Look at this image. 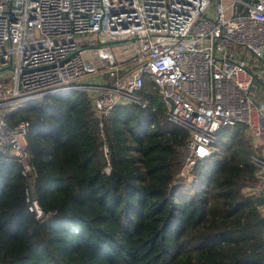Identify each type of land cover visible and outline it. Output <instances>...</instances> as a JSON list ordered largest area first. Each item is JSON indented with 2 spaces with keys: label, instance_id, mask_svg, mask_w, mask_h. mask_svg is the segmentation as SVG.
Masks as SVG:
<instances>
[{
  "label": "trees",
  "instance_id": "trees-1",
  "mask_svg": "<svg viewBox=\"0 0 264 264\" xmlns=\"http://www.w3.org/2000/svg\"><path fill=\"white\" fill-rule=\"evenodd\" d=\"M142 97L146 109L118 107L104 121L110 175L86 92L31 100L9 117L31 124L34 191L56 215L36 222L20 163L0 158V264H264V201L244 192L257 182L246 130L221 129L195 182L172 189L189 134L169 122L149 77Z\"/></svg>",
  "mask_w": 264,
  "mask_h": 264
},
{
  "label": "built area",
  "instance_id": "built-area-1",
  "mask_svg": "<svg viewBox=\"0 0 264 264\" xmlns=\"http://www.w3.org/2000/svg\"><path fill=\"white\" fill-rule=\"evenodd\" d=\"M146 77L169 122L189 134L173 186L195 181L196 165L217 153L221 129L243 126L257 167L244 192L264 201V0H0V158L20 163L36 222L56 213L34 191L31 124L9 117L31 100L86 92L110 175L104 121L118 107L149 106Z\"/></svg>",
  "mask_w": 264,
  "mask_h": 264
},
{
  "label": "rangeland",
  "instance_id": "rangeland-1",
  "mask_svg": "<svg viewBox=\"0 0 264 264\" xmlns=\"http://www.w3.org/2000/svg\"><path fill=\"white\" fill-rule=\"evenodd\" d=\"M9 81H11V79H9ZM8 81V82H9ZM256 86H258V83H256L255 84ZM256 91V90H255ZM258 91H260V89H259V86H258V89H257V92ZM263 97H264V94H263ZM258 105H261V103L260 102H258ZM244 128V127H243ZM245 129V128H244ZM246 130V129H245ZM218 152L219 153H222V151L221 150H219L218 149ZM196 168V167H195ZM192 180V179H191ZM190 180V182H188L189 180L188 179H183L182 181H180V184H179V182L177 183V184H175L174 186H172V189L173 188H176V187H178V186H188V185H191V184H193L195 181H191Z\"/></svg>",
  "mask_w": 264,
  "mask_h": 264
},
{
  "label": "water",
  "instance_id": "water-1",
  "mask_svg": "<svg viewBox=\"0 0 264 264\" xmlns=\"http://www.w3.org/2000/svg\"><path fill=\"white\" fill-rule=\"evenodd\" d=\"M125 42H117V43H114V44H111V45H118V44H123Z\"/></svg>",
  "mask_w": 264,
  "mask_h": 264
},
{
  "label": "crops",
  "instance_id": "crops-1",
  "mask_svg": "<svg viewBox=\"0 0 264 264\" xmlns=\"http://www.w3.org/2000/svg\"><path fill=\"white\" fill-rule=\"evenodd\" d=\"M263 216V215H262Z\"/></svg>",
  "mask_w": 264,
  "mask_h": 264
}]
</instances>
